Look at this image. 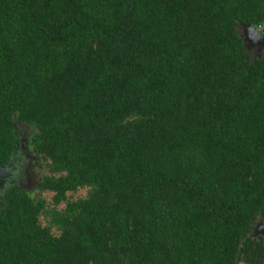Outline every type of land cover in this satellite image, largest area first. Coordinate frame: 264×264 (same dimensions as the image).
<instances>
[{
	"label": "trees",
	"instance_id": "1",
	"mask_svg": "<svg viewBox=\"0 0 264 264\" xmlns=\"http://www.w3.org/2000/svg\"><path fill=\"white\" fill-rule=\"evenodd\" d=\"M241 24L264 38V0H0V161L30 125L52 193H0V264H264Z\"/></svg>",
	"mask_w": 264,
	"mask_h": 264
},
{
	"label": "rangeland",
	"instance_id": "2",
	"mask_svg": "<svg viewBox=\"0 0 264 264\" xmlns=\"http://www.w3.org/2000/svg\"><path fill=\"white\" fill-rule=\"evenodd\" d=\"M239 30H240L241 35L245 39V43H246V46L248 47V49L250 51H252L255 55H259L262 52V44L258 40L251 41L250 38L247 39L250 31H248L243 26V24H241L239 26ZM19 128L21 130V134H22L23 138H29L30 135H32L34 132L32 127L30 125L25 124V123H20ZM29 145H30V143H29ZM30 148H31V145H30ZM37 160L38 161L29 170L32 178L30 179L29 183H27V185H25V187L28 188L29 190H31L32 195H34L35 197L40 196V197L46 198L48 200H51L52 193L49 191H41V189L39 188V184L37 183L39 181V179H41V177L47 172V169L45 167H43L41 164L42 161H40L39 158H37ZM86 193H87V188H80L78 191L73 193V196L78 197L81 195H85ZM42 221L45 224L47 223L45 216H42Z\"/></svg>",
	"mask_w": 264,
	"mask_h": 264
},
{
	"label": "water",
	"instance_id": "3",
	"mask_svg": "<svg viewBox=\"0 0 264 264\" xmlns=\"http://www.w3.org/2000/svg\"><path fill=\"white\" fill-rule=\"evenodd\" d=\"M243 26L248 31H250L247 39L250 38L251 41L258 40L262 44V49H263L264 38L260 34L259 30L251 24H243ZM16 171H17V165L13 161V158L4 162L0 161V193L1 194H3L10 186L14 185ZM256 231L257 233L264 235V225H259L256 228Z\"/></svg>",
	"mask_w": 264,
	"mask_h": 264
},
{
	"label": "flooded vegetation",
	"instance_id": "4",
	"mask_svg": "<svg viewBox=\"0 0 264 264\" xmlns=\"http://www.w3.org/2000/svg\"><path fill=\"white\" fill-rule=\"evenodd\" d=\"M23 142V138L17 142L15 146L16 149L10 159L13 158V161L17 165L14 185L18 184L25 186L27 185V183H29L30 179L32 178L29 170L38 161V157L35 156V154H32L31 150H29V148L26 147V144H24ZM39 182L40 179L37 183L39 184Z\"/></svg>",
	"mask_w": 264,
	"mask_h": 264
}]
</instances>
